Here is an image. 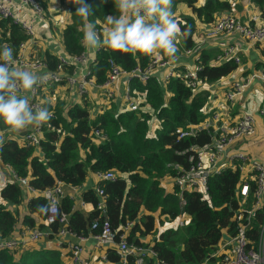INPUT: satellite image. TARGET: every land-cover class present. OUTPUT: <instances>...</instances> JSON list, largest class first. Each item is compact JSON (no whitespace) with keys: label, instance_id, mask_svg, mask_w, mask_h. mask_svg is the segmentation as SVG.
Returning <instances> with one entry per match:
<instances>
[{"label":"trees","instance_id":"obj_1","mask_svg":"<svg viewBox=\"0 0 264 264\" xmlns=\"http://www.w3.org/2000/svg\"><path fill=\"white\" fill-rule=\"evenodd\" d=\"M43 3L47 0H42ZM242 1V0H241ZM255 9L264 15V0H249ZM92 15L88 21L75 13V6L67 0L68 21L61 31L63 48L70 56L82 53L84 25L91 21L96 25L101 39L104 30L110 27L108 15L119 16L115 0H88ZM184 4L189 13H179L175 18L181 29H188L187 38L178 37V53L195 45L194 33L199 23L212 24L225 12H233L242 4L234 0H173L172 10ZM234 13V12H233ZM242 17V16H241ZM27 39L20 24L11 18L0 17V46L7 45L17 50ZM168 57L166 54H159ZM150 56L140 53H122L107 46L95 52L90 64L88 78L96 83L108 75L113 60L127 70L136 65L144 66ZM215 51L202 47L191 56L200 82L212 83L232 73L238 66L232 58L215 61ZM50 70L56 68L58 57L47 50L43 56ZM67 65L64 66V68ZM184 67L179 65L175 73L161 79L153 73L142 82L132 76L129 87L132 97L138 102L136 109L127 105L123 109L102 108L90 115L87 98L65 103L60 98L47 102L54 112L50 123L43 125V134L37 144L6 136L0 156L3 164L11 165L19 176L27 178L28 184L37 190L35 196L25 201L24 188L17 181H6L0 188V236L13 233L17 223L23 227H45L47 201L41 190L52 186L57 179L68 185H79L85 181L88 171L116 173L114 178L97 181L103 190V210L97 207L100 194L89 186L81 189L84 203L91 208L74 207V199L65 195L60 210L68 215V228L77 234L89 235L98 231L92 227L95 220L105 218L112 227L133 220L127 237L138 246H151L157 251V260L166 264L200 263L212 252L220 241L223 230L233 232L232 210L238 204L236 188L242 181L239 169L225 167L208 178L211 204L202 194L183 190L180 195L175 185L165 184L177 170L186 169L194 154L190 148L210 139L206 128L198 129L194 135L179 137V130L190 123H199L208 113L203 111L209 90L192 88L182 79ZM154 113L157 124L149 133V119ZM95 130L104 134L98 139ZM177 166V167H175ZM252 185L255 181L252 180ZM11 205V208L9 207ZM181 212L189 215L183 226H165ZM264 215V200L254 215V226ZM57 230V224H50ZM153 239H146L151 236ZM69 252L52 246L32 245L22 249H0V264H70ZM108 257L116 260L114 249H108ZM151 264V262H147Z\"/></svg>","mask_w":264,"mask_h":264},{"label":"built area","instance_id":"obj_2","mask_svg":"<svg viewBox=\"0 0 264 264\" xmlns=\"http://www.w3.org/2000/svg\"><path fill=\"white\" fill-rule=\"evenodd\" d=\"M248 1L247 7L251 5ZM0 17L11 18L20 24L27 39L22 41L16 51H13L16 66L39 71L44 69L48 79L41 85L32 96L33 105H40L43 101L40 98V89L44 85L60 83L64 78V66L69 64L73 67L67 81L70 85H77L82 93L89 84H93L108 100L116 96L115 84L122 77H125L126 85L122 93L123 104L131 109L138 107V102L132 97L128 84L132 76L137 77L144 82L148 76L155 73L161 79H167L175 73V68L179 65L184 67L181 75L185 83L197 88L201 82L196 67L190 63V58L196 50L203 47V42L221 35L237 34L244 38L248 43H264V15L258 10L248 8L247 17H241L233 12H225L220 15L212 24H205L202 38L195 43L194 47L184 49L182 53L177 54L178 59L172 60L170 57L161 55H152L150 60L144 65H136L127 70L113 60H109L110 67L107 77L100 83H96L93 78H88L86 74L90 71L91 61L86 52L77 55L58 56V63L55 69L50 70L43 58L28 57V50L35 44L39 23H44L45 11L42 0H0ZM98 32V29L96 28ZM99 33V32H98ZM91 58V60H90ZM232 58L236 63L240 62L238 47L233 44H226L221 51L216 53L215 61L222 62ZM86 68L85 74L83 69ZM254 80L264 81V68L252 69L246 74L235 77L230 81L225 91V98L230 104L237 96H240ZM258 112L264 115V103L258 107ZM223 116L222 113H216L215 118ZM206 128L210 132V139L203 144H194L190 148L194 152L190 156V165L186 169L177 170L173 177H170L166 186L175 185L179 188V193L185 189L200 192L203 198L211 204L209 194V176L220 172L225 167H235L239 169L242 175V181L237 185L236 193L238 204L232 210L233 232L223 230L220 241L216 248L206 256L200 263L185 264H264V215L254 226V215L264 200V159L251 156L248 152L237 147L238 141L245 136L256 134V118L253 113L247 112L238 116L232 122L217 126L216 123L202 120L199 123H190L186 128L179 130V137H188L194 135L198 129ZM98 139H103L104 134L95 130ZM43 134V126L32 128L27 131L21 141H27L31 144H37ZM259 139L249 143L259 142ZM232 150V151H230ZM0 164L7 167L15 181L24 188L25 194L28 191L35 196L37 190L28 184L27 178L19 176L15 169L8 164H3L0 156ZM246 164L249 168H245ZM177 167V166H175ZM178 169V167H177ZM116 173L112 170L106 172H94V183L92 187L100 194L97 201V207L103 210L104 193L97 181L101 178H114ZM252 180L255 185H252ZM79 185H68L64 181L57 179L55 183L42 189L40 192L47 201V213L44 222L45 227L33 226L23 227L18 234L0 236V249H22L30 244L34 245L42 240H48L50 246L55 248H64L69 252V258L72 264H85L83 241L89 235L95 239V244L109 245L115 250L116 260H111L108 253L104 251L99 255L103 264H166L157 260V251L149 246H138L128 240V229L133 225V220L126 221L121 229L112 227L108 219L101 222L95 220L92 227H98V231L89 235L77 234L68 228V215L60 210L61 199L69 195L74 199V207L85 205L81 197ZM79 191V194H78ZM27 196V195H26ZM30 198V197H29ZM183 226L189 221V215L181 212L175 218L165 221V226ZM56 223L57 230H52L50 224ZM146 239H153L152 235Z\"/></svg>","mask_w":264,"mask_h":264},{"label":"crops","instance_id":"obj_3","mask_svg":"<svg viewBox=\"0 0 264 264\" xmlns=\"http://www.w3.org/2000/svg\"><path fill=\"white\" fill-rule=\"evenodd\" d=\"M240 2L242 4L241 8H235L234 13L240 15L244 18L247 17L248 8L252 9L253 11L256 10L254 5H250L247 7L248 1L247 0H234ZM67 0H47L44 4V11H45V22L39 23L38 25V32L36 35L35 44L28 50L27 55L28 57H36V58H43L45 52L49 50L50 52L54 53L57 57L59 55L66 56L68 55L63 48L62 40H61V31L63 29L64 24L68 21L69 13L67 8ZM257 11V10H256ZM204 23H199L197 26V34L194 35L195 43L198 42L203 36L204 30ZM226 44H233L238 47L240 62L238 63L237 68L232 72L233 77L225 76L219 79L218 81L212 83H201L198 87H204L209 90L208 99L205 105L203 106V111L208 113L204 120H208L211 122L216 123L217 126L225 125L226 123L232 122L238 116L250 112L255 115L256 118V134L245 136L238 141V144L235 147H232V150H235L237 147L245 150L249 154H251L252 158H263L264 159V115L258 112V107L264 103V81L261 80H254L248 86V88L244 91L241 96L244 98L240 99V103L236 106L234 103L236 99H239L240 96H237L233 103L228 104L226 98L222 96L229 86L230 81H232L235 77H240L252 69H263L264 68V43H248L244 38H241L237 34L232 35H221L217 38L211 39L208 42H203V47L211 49L215 51V53L222 50ZM90 57L95 56V50H89L86 48L84 50ZM250 53L249 58L251 61H246L245 63H241L243 59L244 53ZM185 60H190L192 62V58H184ZM91 60V58H90ZM93 61V60H92ZM91 61V62H92ZM241 63V64H240ZM263 64V65H262ZM67 67L64 69V76L65 78L57 84H48L44 85L40 89V98L42 101H56L57 99L63 100L65 103L69 104L72 101L80 100L83 95L87 98V105H93L92 109H89L90 115L95 114L102 108H109L114 103V98L107 101L105 96L96 88L95 85L89 84L86 89L80 93L78 90L77 85H70L67 81L70 73L73 71V67L69 64H66ZM40 74H43L45 71L41 69L39 71H35ZM86 68L83 69V73L85 74ZM87 76V74H86ZM256 82V83H254ZM126 85L125 77L122 76L115 84L116 95L117 98L122 100V93L124 91V87ZM251 100V104L248 106H244L247 103V100ZM121 102V103H122ZM246 102V103H245ZM216 113H222L223 116L216 119ZM32 128L28 129L27 131L31 130ZM24 131L22 133H15L11 132L7 129V126L4 125L2 121H0V132L5 133L6 136H11L20 141L23 135L27 132ZM259 139V142L249 143L250 141ZM230 150V151H232ZM245 168H249V165L246 164ZM94 183L93 173L88 171V175L85 181L82 183L81 189L85 187L92 186ZM80 189V192H81ZM79 194V191H78ZM27 195V196H26ZM31 192L28 191L25 194V201L27 202L29 197H31ZM11 208V205L9 206ZM79 208V207H78ZM84 210H89L91 205L86 203L85 205L81 206ZM22 226L17 223L16 227L14 228L13 234H18ZM43 247L50 246L48 240H42L37 244ZM84 245V256H85V264H103L100 260L99 255L106 251L108 253V249L112 246L109 245H96L95 239L89 235L86 240L83 241ZM112 249V248H111ZM63 252H67L66 249H61ZM67 263H71L70 258H67Z\"/></svg>","mask_w":264,"mask_h":264},{"label":"clouds","instance_id":"obj_4","mask_svg":"<svg viewBox=\"0 0 264 264\" xmlns=\"http://www.w3.org/2000/svg\"><path fill=\"white\" fill-rule=\"evenodd\" d=\"M75 6V13L88 21L92 5L88 0H69ZM173 0H115L120 15H108L110 26L104 30V38L96 31V25L89 21L84 25V44L89 50L99 51L109 47L122 53H140L146 56L166 54L177 60L178 37L187 38V28L181 29L180 22L172 10ZM46 74L16 66L13 49L0 46V121L7 129L17 134L30 128L50 123L54 112L47 102L33 105L32 96L46 83ZM5 142V133L0 132V148ZM40 211L48 209L41 206Z\"/></svg>","mask_w":264,"mask_h":264},{"label":"rangeland","instance_id":"obj_5","mask_svg":"<svg viewBox=\"0 0 264 264\" xmlns=\"http://www.w3.org/2000/svg\"><path fill=\"white\" fill-rule=\"evenodd\" d=\"M203 0H198V2L199 3H201ZM43 2V1H42ZM189 13L190 12V10H189V8L187 7V6H185L184 4H179V5H177V7H175L174 9H173V13H174V16H177L179 13ZM197 34V29H196V31H195V33H194V35H196ZM249 56H250V53H244L243 54V59H242V62L241 63H245L247 60L248 61H251V59L249 58ZM240 63V64H241ZM263 65V64H262ZM233 73H230V74H228V76H230L231 78L233 77V75H232ZM254 83H256V82H254ZM262 85H264V84H262ZM243 94V93H242ZM241 94V95H242ZM240 95V97H239V99H236L235 100V102L236 103H234L236 106H238L239 105V103H240V99L241 98H244V96H241ZM222 96H223V98L225 97L224 96V94H222ZM122 102V100H121V98L120 99H118L117 98V95L114 97V103L112 104L113 106V108H118V109H123V108H125L126 107V105H124L123 104V102ZM67 103V102H66ZM233 103V102H232ZM246 103V102H245ZM248 104H251V100L250 99H248L247 100V103H246V105H244V106H248ZM93 108V105H91V104H89L88 105V109H92ZM157 124V120L155 119V116H154V113H153V111H152V116L150 117V119H149V133H152V132H154V127H155V125ZM5 125V124H4ZM6 126V125H5ZM21 140V139H20ZM14 180V178H13V176H12V174L10 173V171H9V169H7V167H5V166H3V165H1L0 164V188L2 187V185L6 182V181H13ZM172 225H175V221H173L172 223H171Z\"/></svg>","mask_w":264,"mask_h":264}]
</instances>
